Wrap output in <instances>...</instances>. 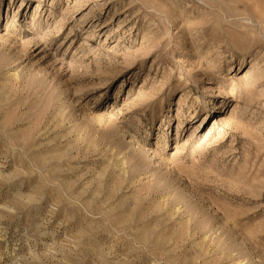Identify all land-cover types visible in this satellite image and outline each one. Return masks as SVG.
I'll return each instance as SVG.
<instances>
[{
    "label": "rangeland",
    "instance_id": "1",
    "mask_svg": "<svg viewBox=\"0 0 264 264\" xmlns=\"http://www.w3.org/2000/svg\"><path fill=\"white\" fill-rule=\"evenodd\" d=\"M0 264H264V0H0Z\"/></svg>",
    "mask_w": 264,
    "mask_h": 264
}]
</instances>
